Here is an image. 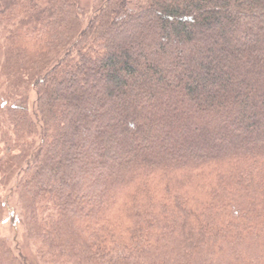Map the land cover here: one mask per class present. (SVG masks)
Returning a JSON list of instances; mask_svg holds the SVG:
<instances>
[{
    "label": "trees",
    "instance_id": "1",
    "mask_svg": "<svg viewBox=\"0 0 264 264\" xmlns=\"http://www.w3.org/2000/svg\"><path fill=\"white\" fill-rule=\"evenodd\" d=\"M8 213L0 264H264V0H0Z\"/></svg>",
    "mask_w": 264,
    "mask_h": 264
},
{
    "label": "rangeland",
    "instance_id": "2",
    "mask_svg": "<svg viewBox=\"0 0 264 264\" xmlns=\"http://www.w3.org/2000/svg\"><path fill=\"white\" fill-rule=\"evenodd\" d=\"M91 1L92 0H83V4L84 5H89L90 3H91ZM33 98H34V96H33ZM32 102V101H31ZM190 111H192V110H190ZM180 111L179 110H177V113H179ZM188 112H189V109H188ZM193 112V111H192ZM198 123V122H197ZM199 123H201V124H205V121H201V122H199ZM201 124H199L200 126H201ZM217 130V129H216ZM217 131H219V130H217ZM205 136V138H207V136H209V138L211 139L212 138V141L211 142H208V143H210V144H212V146H210V149L212 150V149H214L215 148V146H217V145H215L216 143H218V141L216 140V138L214 137H211V134H207V135H204ZM215 143V144H214ZM206 145H208V144H206ZM10 212V211H9ZM12 214H10V213H8V214H6V217L4 218V220L0 223V237H8V238H10V237H13V236H15V235H17V234H15V232H14V228H13V225L12 224H14L13 222H14V220L12 219V216H11ZM14 225H16V224H14ZM18 233H20V231L18 230ZM22 241L23 242V239L21 238V236H20V239H19V241ZM20 241V242H21ZM24 243V242H23Z\"/></svg>",
    "mask_w": 264,
    "mask_h": 264
}]
</instances>
